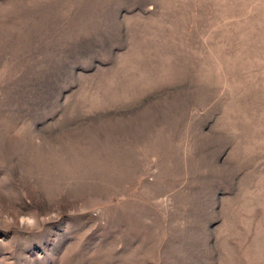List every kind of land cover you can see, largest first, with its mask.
Wrapping results in <instances>:
<instances>
[{"label":"rangeland","instance_id":"rangeland-1","mask_svg":"<svg viewBox=\"0 0 264 264\" xmlns=\"http://www.w3.org/2000/svg\"><path fill=\"white\" fill-rule=\"evenodd\" d=\"M0 264H264V0H0Z\"/></svg>","mask_w":264,"mask_h":264},{"label":"clouds","instance_id":"clouds-1","mask_svg":"<svg viewBox=\"0 0 264 264\" xmlns=\"http://www.w3.org/2000/svg\"><path fill=\"white\" fill-rule=\"evenodd\" d=\"M8 222L12 223V220L8 218ZM20 222L22 225H27L29 228L36 226L35 218L32 217H22Z\"/></svg>","mask_w":264,"mask_h":264}]
</instances>
